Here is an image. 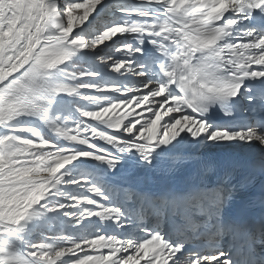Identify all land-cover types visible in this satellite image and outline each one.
Masks as SVG:
<instances>
[{
    "label": "snow or ice",
    "instance_id": "1",
    "mask_svg": "<svg viewBox=\"0 0 264 264\" xmlns=\"http://www.w3.org/2000/svg\"><path fill=\"white\" fill-rule=\"evenodd\" d=\"M0 264H264V0H0Z\"/></svg>",
    "mask_w": 264,
    "mask_h": 264
},
{
    "label": "bare ground",
    "instance_id": "2",
    "mask_svg": "<svg viewBox=\"0 0 264 264\" xmlns=\"http://www.w3.org/2000/svg\"><path fill=\"white\" fill-rule=\"evenodd\" d=\"M201 150H203V149H201ZM238 153L243 154L238 149L233 150L231 153H224V152H221L220 150H212V151L208 152L209 155L216 157V158H223L226 155H229L231 158H234V157H237Z\"/></svg>",
    "mask_w": 264,
    "mask_h": 264
},
{
    "label": "rangeland",
    "instance_id": "3",
    "mask_svg": "<svg viewBox=\"0 0 264 264\" xmlns=\"http://www.w3.org/2000/svg\"><path fill=\"white\" fill-rule=\"evenodd\" d=\"M137 111H139V109H137Z\"/></svg>",
    "mask_w": 264,
    "mask_h": 264
}]
</instances>
